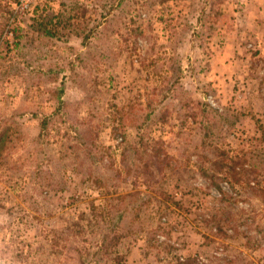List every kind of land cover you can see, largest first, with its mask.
<instances>
[{"label": "rangeland", "instance_id": "374dc122", "mask_svg": "<svg viewBox=\"0 0 264 264\" xmlns=\"http://www.w3.org/2000/svg\"><path fill=\"white\" fill-rule=\"evenodd\" d=\"M76 1L0 0V264H264V0Z\"/></svg>", "mask_w": 264, "mask_h": 264}, {"label": "trees", "instance_id": "16d2710c", "mask_svg": "<svg viewBox=\"0 0 264 264\" xmlns=\"http://www.w3.org/2000/svg\"><path fill=\"white\" fill-rule=\"evenodd\" d=\"M121 3H123V0H118L117 6L121 5ZM79 4H81V2L77 0L75 3H72V5L70 4V6H68L66 13L63 12V13H58V14H54V13H52L51 15L49 14L46 22L53 23V21H55L53 19L54 15L57 17L56 23L63 21V19L66 18L70 14L69 9L71 8L74 9L76 6H79ZM41 24L45 25L44 18L42 19ZM42 30H44L45 34L50 35V36L57 34V29H54V28H47V29L44 28ZM96 30H97V27L88 28L85 31L84 40H90L91 37L97 32ZM44 122H46V120H44ZM124 197L125 195L121 193L111 194V195L109 194L107 195L106 193H103L102 198H103L104 208L102 210H99L98 206L94 207L92 213L89 214L90 220H88L87 225L86 226L80 225V223H78V227L75 229L76 232L85 233L86 231L91 230L93 234H99L102 239H105V238L107 239V236H110L111 234L117 232V230L123 227L122 219L124 215L122 211L121 212L119 211L118 206H119V203L124 200ZM101 206L102 205H99V207ZM85 219L86 218L83 215L80 217V220H82V222ZM75 224L76 222L74 223V225ZM83 224L85 223L83 222ZM61 237H66V235H62ZM100 248L101 246H98V249L93 252V255L98 260L103 259L102 253L100 252Z\"/></svg>", "mask_w": 264, "mask_h": 264}]
</instances>
